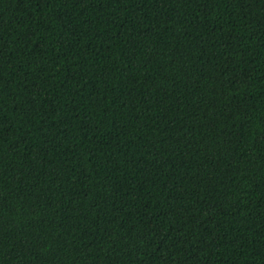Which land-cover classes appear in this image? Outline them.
<instances>
[{
  "label": "trees",
  "instance_id": "1",
  "mask_svg": "<svg viewBox=\"0 0 264 264\" xmlns=\"http://www.w3.org/2000/svg\"><path fill=\"white\" fill-rule=\"evenodd\" d=\"M0 264H264V0H0Z\"/></svg>",
  "mask_w": 264,
  "mask_h": 264
}]
</instances>
